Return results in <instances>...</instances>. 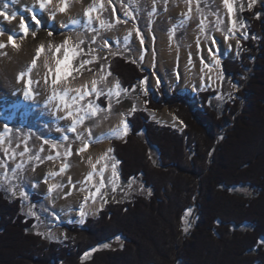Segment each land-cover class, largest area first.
<instances>
[{
	"label": "trees",
	"instance_id": "16d2710c",
	"mask_svg": "<svg viewBox=\"0 0 264 264\" xmlns=\"http://www.w3.org/2000/svg\"><path fill=\"white\" fill-rule=\"evenodd\" d=\"M241 14L248 38L234 59L221 61L232 87L221 112L212 101L223 89L199 92L200 109L189 94L172 87L167 96L158 87L157 99L140 93L145 110L128 115L125 137L112 139L122 180L140 179L150 194L108 202L83 225L66 224L64 240L56 242L29 230L35 219L0 183V264H264V10L256 3ZM62 67L70 75V64ZM107 68L126 90L149 76L123 54ZM164 106L174 109L182 132L150 120L146 110ZM239 185L255 194L230 189ZM117 238L123 246L85 259Z\"/></svg>",
	"mask_w": 264,
	"mask_h": 264
},
{
	"label": "rangeland",
	"instance_id": "374dc122",
	"mask_svg": "<svg viewBox=\"0 0 264 264\" xmlns=\"http://www.w3.org/2000/svg\"><path fill=\"white\" fill-rule=\"evenodd\" d=\"M4 1L3 6L0 4V10H5L4 6L7 5L6 10L9 15L15 13V19L6 22L0 19V29L3 30L0 38L3 39V42L6 40L5 44L2 43L6 46L0 49L4 51L8 46L20 49L26 44L38 43L31 60L17 77L18 80H21L20 74H25L24 79L21 80L24 81L23 91L20 92L13 88V94L16 96L14 100L8 97V92H6L7 97L5 98L0 95V183L11 200L18 196L21 197L24 204L22 213L28 218L35 219V224L29 229L30 231L39 233L49 240L62 242L65 233L63 227L66 224L76 223L81 226L87 217H95L110 201H129L136 195L148 196L150 194V190L140 179L122 180L120 164L113 155L111 144L112 139L125 137L123 125L124 123L128 125L127 117L133 112L131 111L133 107L135 110H145L140 97L141 92L144 94L151 93L155 99L159 98L158 87L162 88L167 96L172 87L180 94L187 93L193 96L192 92H194L197 96H194L195 100L191 96L194 103L193 107L202 109L199 92L223 89L212 101L213 106L220 112L222 111L232 87L228 81H224L221 61L225 58L234 59L241 48L240 40L248 34V22L241 13L249 8L248 5L251 0H230L237 15L238 27L236 29L231 28L232 26H230L216 0H191L190 19L187 18L189 15L188 0H67L68 7L64 12L59 11L64 0H52L48 10H45L42 16L37 18L39 24L31 21L30 11L23 16L20 9L11 4V0ZM256 3H259L264 10V0H255L254 4ZM93 5L96 7L93 8ZM181 7L183 8L181 9ZM75 8L77 14L68 16L67 12ZM89 9H93L90 13L91 23H89V18L86 15ZM16 20V25H19L23 20L28 26L29 32L26 36L21 30L16 32L17 38L14 46L8 41L12 32L4 28V25ZM217 20H219V25H217ZM100 21L105 22L104 27L99 25ZM201 21H203V27H201ZM193 26L200 28L208 41L211 37H215L218 31L227 35L234 33L239 39L237 41L240 45L236 54L222 56L213 52L215 59L209 65L207 64V67L214 69L217 73L213 80L205 76L185 77L183 74L181 68L183 54H190L188 67L196 62L195 43L190 36V30ZM49 32L52 34L49 35ZM160 35L169 36L175 45L176 55L171 61L162 59L159 51H157ZM66 39H70L69 44L57 52L56 48L61 46ZM141 39L143 43H140ZM93 40L95 43L92 42ZM80 41L83 43L81 44ZM105 41L108 42L107 45ZM199 44L204 51L202 42ZM41 46H43V51L37 58V52ZM70 48L71 53H76L71 59L70 75L67 76L63 72V67L61 72L57 74L55 71L56 61L57 59L62 61ZM81 49L83 51H80ZM2 52H0V76L3 72L2 65L12 58L10 54L1 55ZM116 54H123L136 60L142 68L149 71L148 78L132 89L122 88L118 78L113 76L107 68L108 60ZM32 59L36 61L35 67L32 66ZM89 60L92 61L90 64H84L81 67L82 61ZM216 61H219L220 66L216 65ZM42 66L43 71L48 70V77L45 74V79L48 82L50 76L53 75L55 79L59 75L60 79L56 86V92L60 96L67 89L68 96L66 99L70 104L72 97L83 94L82 100L78 99L75 104H72L74 122L67 124L54 116L52 102L50 103L49 98H41L43 95L41 81L38 83L37 91L36 89L32 91L34 99L24 97L25 87L28 88L29 75L34 82L31 85L33 88L35 85L33 72ZM153 77L156 78L155 85L152 83ZM42 78L44 79L43 76ZM0 79L3 80L1 77ZM37 80H40V77L38 79L37 76ZM4 82L11 84L13 79L8 82L4 80ZM109 92H111L110 97ZM102 95L106 96L104 98L106 104H103V100L100 99ZM89 103L93 105V109H96L97 105L99 106L94 114L92 109L88 108ZM23 104L25 107L18 109ZM166 109L175 115L174 109L167 106L161 110L146 111L151 117L150 120L159 126H169L178 130L179 133L182 132L185 125L177 117L180 125H173L166 119L163 120L161 114ZM81 117H83V122L76 123ZM5 123L9 125V131L6 133L3 131ZM73 123H76V132L68 130ZM102 127L105 129L104 132L98 133V129ZM65 136L67 139L64 138ZM141 138L144 136L141 135ZM45 140L48 141L47 144L44 143ZM43 144L48 145L53 152L47 154L45 149L40 147ZM25 145L29 151L21 156L20 153L24 152ZM86 147L104 148L97 160V168L103 173L104 186L101 187L100 175L95 182L77 188L80 199H82L81 204L74 206L70 217L65 219L60 210L57 209L58 199L54 198L55 201L49 199L50 195L53 196L57 193V188L53 189L49 196L45 195L41 190L34 187L40 183V178L34 177V175L38 174L40 170L46 169L47 165L52 162L59 163L62 168L67 164L68 167L65 171H69L76 155V149ZM40 149L43 151L41 152ZM69 149L71 155H66ZM151 150L154 159L158 158L157 149L152 147ZM13 154H15L14 158ZM36 156H39L40 159H35ZM48 156H52L53 159L48 160ZM113 164L116 166L117 175L115 177L112 175ZM17 165H22V167L17 169ZM47 172L45 170V174ZM5 173L8 177L7 180L4 179ZM47 182L52 183L48 178L42 180L43 184ZM113 187L115 191H113ZM11 188L15 189V194H12ZM97 188L100 189L99 193L96 192ZM230 189L245 195L255 194L254 189L249 185H239ZM64 191H67V188ZM34 194L40 196L41 199L35 198ZM85 197H88L87 203L89 202L95 207L88 208ZM81 207L85 212L83 218L80 216ZM122 240L117 238L91 249L85 255V259H91L95 250H107L123 246ZM58 263L63 264L62 260Z\"/></svg>",
	"mask_w": 264,
	"mask_h": 264
},
{
	"label": "bare ground",
	"instance_id": "6f19581e",
	"mask_svg": "<svg viewBox=\"0 0 264 264\" xmlns=\"http://www.w3.org/2000/svg\"><path fill=\"white\" fill-rule=\"evenodd\" d=\"M0 1H1L0 3L1 5L3 2H5L4 0H0ZM216 1L220 5L222 12L227 17L230 26H232L233 19L236 21V18H237L234 8H233V12L229 13L223 3V0H216ZM11 4L19 8L20 12L23 13V16H24L28 12L27 9L33 7L36 4V0H11ZM182 8L183 7H181V9ZM67 14L68 16H75L77 14V9L75 8V9L69 10ZM37 18H39V15L37 16ZM0 19L3 22H6V20H4L3 17H0ZM16 22L17 20L11 23H6L4 25V28H7L12 33L19 32L20 30L19 25H16ZM7 24H9V26H7ZM237 27L238 26L236 23V28ZM203 33L204 32H202L201 29L197 28L196 26H193L191 28L190 36L193 42L195 43V49H196L195 61L196 62L195 64L191 65V67H188L190 63L189 62L190 54L189 53L183 54L181 58V68H182V71L185 77L205 76L213 80L217 76V73L214 69H210V67H207V64L209 65V63L213 62L214 61L213 59H215L213 56L214 54L213 52L219 53L222 56L234 55L236 54L237 49L240 45L239 41H237L239 39L234 33L227 35L221 31H218L215 35L216 43L215 45H211L210 41L207 40L206 36ZM225 37H230V38L226 39ZM2 40L3 39L0 38V44L6 42V40L4 42ZM199 42H202L204 51H202V48ZM37 43L38 42L26 44L22 48L20 47V49H17L16 47H13V46H8L7 48L4 49V51L0 49V52L3 51L1 55L10 54L12 56L11 59L7 60L5 64L2 65L3 72L1 73L0 77L3 78V80L0 79V95H3L4 98L7 97L6 92H8L9 93L8 97L14 100V98L16 97L15 94H13L14 89L20 92L23 91L24 81L18 80L17 77H18V74L24 70V68L27 66V64L31 60L33 56V51L37 47ZM158 44L159 45H158L157 51H159V54L162 57V59L166 61H171L176 55V48L171 38H169V36L167 35H160V40ZM209 47H212L213 49L211 53L207 51ZM32 62H33V59H32ZM216 65L220 66L219 63H216ZM33 73H34L33 77L35 80V85L33 88H31L32 91H34L35 89L37 91V87L39 86L38 83L41 81L42 82L41 88L43 92V95L41 96V98L42 99L49 98V100H51L54 116L60 118L62 122L67 123V124L70 122H74V118L72 117V115L71 116L68 115L69 109H64L62 106H60L61 110L59 111L56 110V106L59 105V94L56 92V86H57L56 85L55 86L56 99L54 100L52 99L53 85L51 82L54 79V76L53 75L50 76L49 82L47 80V83H45L46 81L45 74L48 77V70L43 71V66L42 68L38 67V69ZM37 76H38V79L40 77V80H37ZM42 76L44 77V79L42 78ZM12 79H13V82L11 84H7L4 82V80L8 82L9 80H12ZM152 83L153 85H155L156 78L154 77L152 78ZM25 90H26V87H25ZM192 94H194V96H197L195 95L194 92H192ZM24 107L25 105L23 104L19 106L18 109L24 108ZM161 117L163 118V120L166 119L167 121L171 122V124L173 125L181 124L177 120L176 116L172 112H169L167 109L163 111V114H161ZM104 130L105 129L102 127L98 129L97 132L98 133L104 132ZM40 147L45 149L47 154H50L53 152V150H51V148L48 145L43 144V145H40ZM81 149H83V151H81ZM103 150H104L103 147L99 149H92V148H87V147L77 148L76 155L73 158L72 166L69 171L64 170L63 172H61L60 169L62 168V166L57 162H52L47 165L46 169L44 170L42 169L39 171L38 174L34 175V177L40 178L39 185L36 184L34 187L41 190L47 196H49L52 193V191H49L50 187H52L53 185L59 186L57 187V193H55V195L53 196L50 195L49 199L50 200L53 199L54 201L56 198L58 199L59 204L57 205V209L60 210V212L62 213L65 219H68L70 217L74 206L81 204L82 199H80V194L77 192V188H80L85 184L95 182L96 179L100 177L101 170L97 168V160H98V156H100L103 153ZM45 170L48 171L46 174H45ZM50 173H55V175H49ZM90 174H91V179H89ZM47 178L50 180V182H52L51 184L49 182H47L46 184L42 183V180L47 179ZM65 188H67V191H64ZM87 206L88 208L95 207L89 202L87 203Z\"/></svg>",
	"mask_w": 264,
	"mask_h": 264
},
{
	"label": "snow or ice",
	"instance_id": "6c2138e0",
	"mask_svg": "<svg viewBox=\"0 0 264 264\" xmlns=\"http://www.w3.org/2000/svg\"><path fill=\"white\" fill-rule=\"evenodd\" d=\"M51 3H52V0H36V4L33 6V8L28 9V11L31 12V21L34 22L35 24H39V20L37 19V16L38 15L39 16H42L43 12L45 10H48L49 5ZM188 3H189V15H188L187 18L190 19L191 18V16H190V13H191V0H188ZM223 3L225 5V7L227 8L228 12L229 13H232L233 12V4L230 2V0H223ZM254 3H255V0H251V2L249 3L248 7L251 8ZM4 7H5V10H0V17H3V19L6 20V21H10V20L15 19V13H12L11 15H9L8 11L6 10L7 5H5ZM67 7H68V2H67V0H64V4H63V6H61L59 8V11H61V12L66 11ZM95 7H96V5H93V8H95ZM101 7H102V5H101ZM92 10L93 9H89V12L86 13V15L89 18V23H91V19H92L91 15H90V13H91ZM197 11H199V8H197ZM257 16H258V14H257ZM73 23H75V22H73ZM100 25H101V27H104L105 26V22L104 21H100ZM217 25H219V20H217ZM201 27H203V21H201ZM232 28L233 29L236 28V21L234 19L232 21ZM19 29L23 32V34L25 36L29 32V28H28V26L26 25V23L23 20H21V22L19 24ZM137 31H139V30L137 29ZM2 34H3V30L0 29V35H2ZM51 34L52 33L49 32V35H51ZM16 38H17V33H15V32H13L8 37L9 41L14 46H15V39ZM225 38L228 39L230 37H225ZM242 38L243 39H247L248 37H247V35H244ZM69 42H70V39H66L61 46H59V47L56 48V51L59 52L60 51V48L68 45ZM92 42L95 43V40H93ZM80 43L82 44L83 41H80ZM141 43H143V40L142 39H141ZM215 43H216V38L213 36L211 38V40H210V44L211 45H215ZM105 44L107 45L108 42L105 41ZM5 46L6 45H4V44H0V48H3ZM42 51H43V46H41L40 49L38 50V52H37V58H39V55H40V53ZM80 51H83V50L81 49ZM207 51L209 53H211L213 51L212 47H209L207 49ZM75 55H76V53L75 52H72L71 54H65L62 61L59 60V59H57V61H56L57 67H56V70H55L56 73L59 74L61 72V68H62L63 65L70 64V61H71L72 57L75 56ZM201 59H202V57H201ZM91 62L92 61H90V60L89 61H82L81 67H83L84 64H90ZM35 63H36V61L33 60V62H32V66L33 67H35ZM216 63H219V61H216ZM24 75H25L24 73H21L20 74V79L21 80L24 79ZM59 79H60V77H59V75H57V77L55 79H53L52 82H51L52 85H53V96H52V99L53 100L56 99L55 86L59 83ZM33 83L34 82L31 80L30 75H29L28 88L23 93V95H24V97L26 99H34V93L32 92V89H31V85ZM36 83H38V82H36ZM45 83H47V80L45 81ZM108 95L110 97L111 96V92H109ZM67 96H68V90L65 89L64 92H63V94L59 96V105L56 106V110L57 111L61 110V107L60 106H62L64 109H69L68 115L71 116L73 114L72 113V110H71L72 104H75L78 99L79 100H82L84 97H83V94H79L78 96H74V97L71 98L72 103L70 104L69 101L66 99ZM97 96H99V93H97ZM50 103H51V100H50ZM88 108L89 109H92V112L94 114L95 110L98 109L99 106L97 105L96 106V109H93V105L91 103H89L88 104ZM131 111L134 112L135 111V107H133V109ZM82 122H83V117H81L76 123H82ZM76 123H73L72 126L68 130L71 131V132H76ZM127 129H128V125H127V123H124V125H123V132L125 134L127 133ZM3 131L5 133L9 131V125H8V123H5L4 124ZM64 138L67 139V136H65ZM78 138H79V135H78ZM44 143L47 144L48 141L45 140ZM17 147H19V145H17ZM53 147H55V145H53ZM28 151L29 150L27 148V145H25L24 152H21L20 155L23 156ZM40 151L42 152L43 149H40ZM81 151H83V149H81ZM109 151H111V150H109ZM66 155H71V150L70 149L66 152ZM14 156H15V154H13V158H14ZM35 159L39 160L40 157L39 156H36ZM47 159L48 160H52L53 157L52 156H48ZM16 167H17V169H19V168L22 167V165H17ZM67 167H68V165L65 164L64 167L60 169V171L63 172ZM115 167H116L115 164H113L112 165V169H113L112 175H113V177H115L117 175V173L115 171ZM49 175H55V173H50ZM100 175H101L100 184H101V187H103L104 186V183H103V173L101 172ZM7 178H8L7 177V174L5 173L4 174V179L7 180ZM89 179H91V174L89 175ZM57 187H59V186L53 185L49 189V191H52L53 189H55ZM10 191L12 192V194H15V189L14 188H11ZM113 191H115V188L114 187H113ZM96 192L99 193L100 192V189L97 188L96 189ZM22 195H24V193H22ZM87 201H88V197H85V203H87ZM93 202H94V200H93ZM80 216H81V218H83L85 216V212H84L83 207H81V209H80ZM185 230H187V229H185ZM261 243H264V239L261 240Z\"/></svg>",
	"mask_w": 264,
	"mask_h": 264
},
{
	"label": "water",
	"instance_id": "95a60500",
	"mask_svg": "<svg viewBox=\"0 0 264 264\" xmlns=\"http://www.w3.org/2000/svg\"><path fill=\"white\" fill-rule=\"evenodd\" d=\"M192 96V95H191ZM193 98H194V95L192 96ZM198 98V97H197ZM196 98H194V100H195Z\"/></svg>",
	"mask_w": 264,
	"mask_h": 264
}]
</instances>
